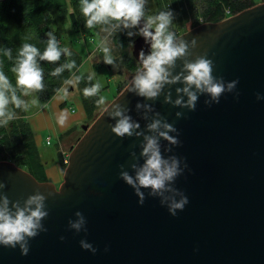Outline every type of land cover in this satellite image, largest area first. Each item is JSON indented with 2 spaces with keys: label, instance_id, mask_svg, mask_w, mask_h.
Listing matches in <instances>:
<instances>
[{
  "label": "water",
  "instance_id": "obj_1",
  "mask_svg": "<svg viewBox=\"0 0 264 264\" xmlns=\"http://www.w3.org/2000/svg\"><path fill=\"white\" fill-rule=\"evenodd\" d=\"M142 27L130 51L141 68L88 129L81 127L86 134L70 148L57 189L0 161V193L21 206L28 196L43 194L49 213L41 221L47 231L28 239V254L19 245H0V264H264V2L176 36V43H189L191 55L168 69L171 76L183 71L185 60L206 55L226 89L237 81L219 103L193 86L194 110L177 91L186 86L183 79L165 84L151 99L129 91L143 71L140 53L151 52ZM117 105L139 124L132 136L111 131L119 119L112 115ZM156 120L172 125L175 131L168 134L178 144L159 136L166 131L162 126L149 129ZM145 136L157 138L165 159L180 161L181 174L167 185L174 191L150 195L141 188V204L120 174L135 177L132 165H143ZM177 192L188 203L172 216L168 204L180 199ZM77 212L85 218L80 231L70 227ZM81 241L96 251L83 249Z\"/></svg>",
  "mask_w": 264,
  "mask_h": 264
},
{
  "label": "clouds",
  "instance_id": "obj_2",
  "mask_svg": "<svg viewBox=\"0 0 264 264\" xmlns=\"http://www.w3.org/2000/svg\"><path fill=\"white\" fill-rule=\"evenodd\" d=\"M145 0H80V12L86 18V27L93 28L98 24H108L110 21H117L123 24V27H135L145 16L144 12ZM173 18L171 11H161L155 16H148L144 27L140 29L141 35L145 39L151 40V52L147 56L143 52L140 53L142 61L141 73H138L133 80V87L129 91H136L138 95L155 98L165 84L176 83L183 79L186 85L182 91L187 95V104L185 105L191 110L195 109V103L198 96L190 89L194 86L201 93H207L211 97V102L219 103L220 97L224 92L232 91L235 88L237 81H232L225 85L218 81L213 75V61L206 58V55L198 56L194 60H185L183 71L179 75L171 76L168 69L175 66L178 59L191 55L189 52V43L180 40L176 43V34L168 31ZM131 35V33H129ZM192 47H196V40L190 42ZM67 52V49L64 50ZM107 53L108 49H104ZM9 53H5L8 55ZM39 55L40 60L47 62H56L61 57V50L57 46L55 37L50 35L47 42V47L40 53L39 50L30 45L24 44L19 50L18 60L12 72L15 74V86L23 90L24 95H28L30 91H39L43 88L42 70L37 66L36 58ZM106 63L111 64V57L105 59ZM74 67V62L57 67L51 75H59L65 68L71 69ZM186 73V74H185ZM171 76V78H170ZM79 77L73 80L65 81L66 84L78 82ZM100 84H94L92 87L85 88L83 95L91 97L97 94L100 90ZM14 88L3 71H0V126L7 125L9 121L15 118V113L9 109V105L13 108H25V104L16 95ZM65 92L66 90H61ZM257 95V99H259ZM167 99V98H166ZM36 103L35 100L32 101ZM104 103V97H101L97 102ZM177 105H181L182 101L177 99ZM205 103H209L206 101ZM117 110L112 114L119 117L111 131L117 136H132L133 130L139 127V124L132 122L131 118ZM139 107V105H138ZM180 113H177L179 116ZM67 116L62 113L58 122L64 124ZM166 131H159V136L168 140L173 144H178L179 141L171 137L168 133L175 131L172 125L156 120L148 127L152 131L158 130L160 127ZM139 135V133H137ZM145 143L142 147L141 155L145 157L142 166L138 167L133 164L132 167L136 170L135 177L127 172H121V178L136 190V194L140 197V203L144 201L141 188L150 189V195H160L164 191H174L169 189L167 185L173 182L178 175L181 174L179 167L180 161L173 157L165 159L160 151V145L155 136H145ZM134 155V154H133ZM187 167V165H185ZM5 185L0 182V189ZM179 200L172 199L168 204V212L175 216L177 211H183L188 203V198L182 193ZM46 197L43 194L36 193L27 197L21 206L19 201L11 202L8 197L0 193V245L9 248H15L19 245L21 254L27 255L29 252L28 239L35 238L39 232L47 231L41 223L47 216L48 211L45 206ZM11 205V206H10ZM78 219L75 222H70V227L76 231H80L85 224L84 216L77 212ZM81 247L85 250L96 251L91 244L81 241Z\"/></svg>",
  "mask_w": 264,
  "mask_h": 264
},
{
  "label": "trees",
  "instance_id": "obj_3",
  "mask_svg": "<svg viewBox=\"0 0 264 264\" xmlns=\"http://www.w3.org/2000/svg\"><path fill=\"white\" fill-rule=\"evenodd\" d=\"M149 1L147 5H144L145 16L141 19L142 21L161 11H171L173 13L171 24L191 20V28L202 23L218 22L257 3L264 2V0ZM85 20L86 18L80 12V0H0V71L9 77L12 86L16 88L12 68L17 63L19 50L24 44H30L42 53L47 47L50 35L55 37L57 46L61 50V57L56 62H47L40 60L39 55L37 56V66L42 70L43 88L39 91H31L38 105L46 104L71 75L78 73L81 64V58L77 52L72 49L65 52L61 46L60 40L64 39L65 24H68L70 29L77 34L78 39L82 36L86 40V38H95L99 30L109 31L116 23L110 21L108 24H98L93 28H88ZM169 30L178 34L170 26ZM132 31L130 27L125 28L123 24H120L111 31L109 37L114 46L123 50L133 39ZM6 52L9 54L5 55ZM127 59L124 56L123 64L133 72L138 71L137 66ZM72 62H74V67L70 70L65 68L59 75H51L57 67ZM96 65L97 69L94 70H97V73L102 67H100L101 64ZM84 76H87V80L80 81L79 78L76 83L84 89L92 87V75L87 73ZM121 89L122 87L117 86L116 93H119ZM82 93H79V99L87 116L94 108L96 101L91 100L87 103L86 100L81 99L80 94ZM16 95L25 102L22 89L16 88ZM9 109L15 113V118L7 125L0 126V161L12 163L29 174L36 182L44 183L46 180L43 165L33 142L31 128L25 118L24 108L16 109L9 105Z\"/></svg>",
  "mask_w": 264,
  "mask_h": 264
},
{
  "label": "rangeland",
  "instance_id": "obj_4",
  "mask_svg": "<svg viewBox=\"0 0 264 264\" xmlns=\"http://www.w3.org/2000/svg\"><path fill=\"white\" fill-rule=\"evenodd\" d=\"M148 2L150 1L145 0V5H147ZM146 20L147 19L145 18V20L143 21L141 20L137 26L130 27L131 30H133L132 31L133 39L139 34V26L142 24L145 25ZM120 24L122 23L113 24L112 28L109 31L105 29L99 30L98 34L95 36V38H93L94 42L91 43L89 42L88 38H86L85 44L78 39L77 34L70 29L68 24H65L64 26V37L62 36L64 39L60 40L61 46L63 47L64 50L67 49L69 51L72 49L74 52H77L81 58V64L78 68V73L75 75H71L68 80L75 81V78L78 76L80 78V81L82 80L85 81L87 80V76L84 75L88 73L92 75L91 76L92 86L97 83L101 85L100 90L94 96L85 97L83 93L80 94L81 99L86 100L87 103H89L91 100H95L96 103L94 102L95 105L94 108L91 110L90 114L87 116L85 115L86 118L82 122L76 123L75 126L72 128L77 132L75 134L77 139L75 143H73V146L80 138H82L86 134L87 129L91 126L94 120L101 114L104 108L119 94L116 93L117 90L115 91V88H117V86L118 87L120 86L122 87L120 91H122L127 86L130 79L137 73V71L133 72L123 64L124 56L126 57V59L128 58L129 60H131L134 63V65L137 66L138 69L141 68L139 65L135 63V61L133 60L130 54L131 43L133 39L129 44V46L126 49L122 50L117 46H114L112 40L109 37L111 31H113ZM191 25H192V21L188 20V21L178 22L175 25L171 24L170 28L172 30H175L178 33L176 36H178L190 30ZM105 48L108 49L107 53H105L104 51ZM106 56L111 57L112 59L111 64L105 62ZM96 64H101L100 67H102L97 73H96L97 70H94L97 69ZM60 89L66 90V93L71 92L78 97H79V93L83 92L84 90V88L80 87V85H78L76 82H74L73 84L64 83ZM61 90L59 91L60 94H64L65 92ZM101 97H104V103L98 104L97 102L100 100ZM24 98H25L24 99L25 102L28 105L27 109L24 108V112L25 114L26 113L28 114L30 113V108L32 109L33 107L31 106L32 103L31 100H29L30 98H33L31 91L29 92L28 95H24ZM65 102H66V107L69 105H73L71 100L65 99ZM79 102L81 103L80 99ZM37 107L38 104L36 103L35 109ZM71 111L74 112L75 109L72 108ZM84 125L87 126V129L81 130V127ZM41 137H42V143L41 146L37 148L38 153L42 157H44V155L49 157H54V153H56L55 144L57 137L55 136V134L51 132H43L41 133ZM45 137L46 138L49 137V139H51L49 146L44 144Z\"/></svg>",
  "mask_w": 264,
  "mask_h": 264
},
{
  "label": "crops",
  "instance_id": "obj_5",
  "mask_svg": "<svg viewBox=\"0 0 264 264\" xmlns=\"http://www.w3.org/2000/svg\"><path fill=\"white\" fill-rule=\"evenodd\" d=\"M60 90L61 89H59L46 104L38 105L36 109L35 104L37 101L35 97L30 98L29 100H31V102L35 100L36 103H31L33 107L32 109L30 108V113L25 114V118L33 134V142L36 148L41 146V133L51 132L57 137L55 144L56 153H54V157L45 155L42 157L38 153L43 165V174L46 183L50 184L54 189H57L62 183L64 167L61 165V158L69 155L70 148L77 139L75 135L77 132L72 128L76 123L82 122L86 118L83 107L79 102V97L71 92L60 94ZM65 99L71 100L73 105L66 107ZM72 108L75 109L74 112L71 111ZM62 113H65L67 118L64 124L61 125L58 119ZM44 139H46V137ZM50 142L51 139H49L48 146Z\"/></svg>",
  "mask_w": 264,
  "mask_h": 264
},
{
  "label": "built area",
  "instance_id": "obj_6",
  "mask_svg": "<svg viewBox=\"0 0 264 264\" xmlns=\"http://www.w3.org/2000/svg\"><path fill=\"white\" fill-rule=\"evenodd\" d=\"M114 22L119 23V22H117V21H114ZM169 31H171V30H169ZM171 32H173V31H171ZM174 33H175V32H174ZM84 39H85V38H83L82 36H79V40L82 41V42L85 44V40H84ZM88 40H89V42H91V43L94 42V40H93L92 38H89ZM44 141H45V144L47 145V144L49 143V137H47ZM61 164H62L64 167L67 165V156L61 158Z\"/></svg>",
  "mask_w": 264,
  "mask_h": 264
}]
</instances>
